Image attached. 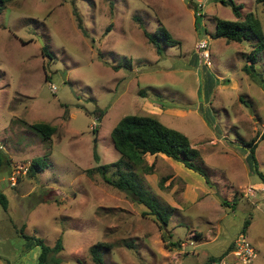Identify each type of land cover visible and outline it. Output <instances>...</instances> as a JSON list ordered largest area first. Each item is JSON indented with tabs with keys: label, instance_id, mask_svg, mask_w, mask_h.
I'll return each mask as SVG.
<instances>
[{
	"label": "rangeland",
	"instance_id": "obj_1",
	"mask_svg": "<svg viewBox=\"0 0 264 264\" xmlns=\"http://www.w3.org/2000/svg\"><path fill=\"white\" fill-rule=\"evenodd\" d=\"M233 1L264 40V3ZM214 17L240 20L221 0H0V264H37L40 249L21 229L50 246L60 237L56 264H95L98 242L110 245L102 264H205L240 235L264 264V49L250 35L213 36ZM139 23L149 33L161 23L178 43L158 54ZM203 39L207 60L195 48ZM253 49L254 79L242 71ZM146 100L199 150L210 181L144 155L153 170L139 174L174 208L163 230L96 169L119 158L110 133L124 115L156 114ZM39 122L56 128L50 148L29 126ZM252 139L263 179L243 145Z\"/></svg>",
	"mask_w": 264,
	"mask_h": 264
},
{
	"label": "trees",
	"instance_id": "obj_2",
	"mask_svg": "<svg viewBox=\"0 0 264 264\" xmlns=\"http://www.w3.org/2000/svg\"><path fill=\"white\" fill-rule=\"evenodd\" d=\"M256 1L264 3V0ZM221 3L223 5H230L234 14L240 19L239 10L242 8L240 4H236L233 0H221ZM194 15L195 28L200 27L198 17L202 15L196 14L195 9ZM212 20L215 25L213 36L222 37L226 41L240 42L247 39V36L250 35L258 41L259 47L264 49L263 34L259 28L257 19L254 18L251 12L245 14L244 19L240 20H224L218 17H214ZM139 26L148 42L155 47L158 54H162L166 47L178 43L161 23L157 25L153 33H149L141 23H139ZM255 53L256 49H253L252 53L248 54L246 58L247 62L242 66V71L252 79L257 76L254 66L256 62ZM29 126L40 134L42 140L46 143V149L50 148L51 137L56 130L55 126L43 122L32 123ZM110 134L113 147L119 153V158L112 163L98 165L96 167L97 171L109 185L125 193L135 203L146 206L149 213L155 216L161 230L167 226L174 208L159 200L147 187L146 182L139 174V172L151 173L153 170L152 164H147L144 159L145 154L153 155L161 153L198 173L207 184H210L208 172L204 167L199 150L191 144L189 138L183 132L164 125L156 115L126 114L112 128ZM260 139H264V129L260 134ZM255 143V139H252L248 143H243V145L249 148V157L254 164V169L261 179H263L262 173L258 170V163L255 157ZM95 158L98 159L97 156ZM38 161L39 159L36 158L29 165L28 172L31 177L35 176L41 169ZM1 165L2 161L0 158V167ZM91 174V171H89L88 175ZM0 205L2 208L7 209L8 200L1 191ZM247 225L248 221L244 223L245 227ZM21 234L25 239L33 240L34 245L39 247L37 264H56L59 262L55 255L63 248L60 237L57 238L53 246H50L40 237L22 233V229ZM231 246L232 244L228 249ZM108 248H110L108 243L98 242L92 245L89 248L92 261L95 264H102V250ZM212 258L210 257L208 260Z\"/></svg>",
	"mask_w": 264,
	"mask_h": 264
},
{
	"label": "built area",
	"instance_id": "obj_3",
	"mask_svg": "<svg viewBox=\"0 0 264 264\" xmlns=\"http://www.w3.org/2000/svg\"><path fill=\"white\" fill-rule=\"evenodd\" d=\"M198 7H201V4H197ZM194 6L195 13L197 12L196 6ZM201 15V14H200ZM195 48L200 51L201 56L204 60L209 58L207 51V41L205 39L200 40L195 45ZM49 88L52 92H55V86L49 83ZM15 175L10 177L11 185H15L16 181ZM254 191L251 187L247 188L245 194H253ZM258 256L257 249L242 235L236 238L230 249H227L221 256L213 257L211 260H208L206 264H254Z\"/></svg>",
	"mask_w": 264,
	"mask_h": 264
},
{
	"label": "crops",
	"instance_id": "obj_4",
	"mask_svg": "<svg viewBox=\"0 0 264 264\" xmlns=\"http://www.w3.org/2000/svg\"><path fill=\"white\" fill-rule=\"evenodd\" d=\"M143 106L145 107H148V108H154V113H156L155 115H157V118H159L160 116L158 115L159 114V105L157 104V103H155V102H153V101H145L144 103H143ZM145 107V108H146ZM147 108V109H148ZM161 108V107H160ZM154 113H152V114H154ZM148 155H150V154H148ZM165 157H167V156H165ZM168 158V157H167ZM262 183H257L256 184V186L259 188H261L262 189V187L263 186H260ZM196 229H193L192 230V232L190 233L191 235H194V234H196V233H194V231H195ZM197 234H199V233H197ZM233 242V241H232ZM232 242L231 243H229L228 244V246L225 248V250L222 252V254L228 249V247L232 244Z\"/></svg>",
	"mask_w": 264,
	"mask_h": 264
},
{
	"label": "water",
	"instance_id": "obj_5",
	"mask_svg": "<svg viewBox=\"0 0 264 264\" xmlns=\"http://www.w3.org/2000/svg\"><path fill=\"white\" fill-rule=\"evenodd\" d=\"M200 25V24H199ZM199 25H197V26H199Z\"/></svg>",
	"mask_w": 264,
	"mask_h": 264
}]
</instances>
